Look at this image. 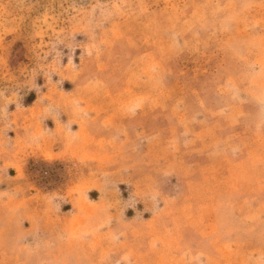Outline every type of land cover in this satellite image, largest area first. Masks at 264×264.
Here are the masks:
<instances>
[{
    "label": "rangeland",
    "instance_id": "374dc122",
    "mask_svg": "<svg viewBox=\"0 0 264 264\" xmlns=\"http://www.w3.org/2000/svg\"><path fill=\"white\" fill-rule=\"evenodd\" d=\"M0 264H264V0H0Z\"/></svg>",
    "mask_w": 264,
    "mask_h": 264
}]
</instances>
